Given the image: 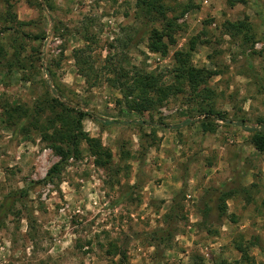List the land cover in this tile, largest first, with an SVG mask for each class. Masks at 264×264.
<instances>
[{
    "label": "rangeland",
    "instance_id": "374dc122",
    "mask_svg": "<svg viewBox=\"0 0 264 264\" xmlns=\"http://www.w3.org/2000/svg\"><path fill=\"white\" fill-rule=\"evenodd\" d=\"M238 21L250 41L229 26ZM147 27L172 34L166 53L148 48ZM176 51L210 72L195 92L174 74ZM137 72L168 92L140 112L111 84ZM52 84L117 121L80 124L111 153L103 167L81 140L45 180L59 160L52 138L10 106L44 120ZM207 107L224 118L213 131L201 126ZM252 129L264 132V0H0V205L23 190L0 220V264H111L122 253L127 264H264V151Z\"/></svg>",
    "mask_w": 264,
    "mask_h": 264
},
{
    "label": "trees",
    "instance_id": "16d2710c",
    "mask_svg": "<svg viewBox=\"0 0 264 264\" xmlns=\"http://www.w3.org/2000/svg\"><path fill=\"white\" fill-rule=\"evenodd\" d=\"M144 1V0H140ZM40 5V4H39ZM149 11V9H147ZM245 21H238L237 23H231L229 26L234 27L236 34H240L243 31L244 42L250 41V36L248 34L249 27ZM168 27H171L168 25ZM146 33H148V48L152 51H158L161 53H166L168 43L163 39L164 37L168 38L169 41H174L172 34L170 32H160L156 28L147 27ZM196 37L192 38L190 41L189 51L194 49L196 45ZM189 51H176L174 53V58L177 62L174 70L176 77L185 80L189 79L190 86L192 87L193 92L197 91V87L204 83L206 77L210 72L205 69H196L190 60ZM76 55V53H75ZM121 76H117L115 79H112L111 84L118 87L123 95L124 102L129 110L133 111H144L148 110L153 106L157 101H161L163 97L168 94L166 89V94L163 89L156 87L154 92L151 88L152 75L148 73L137 72L132 77H129L125 73H120ZM51 81L52 78H50ZM54 84V83H53ZM52 84V88L58 96L50 98V100H45L43 102L44 106H41V109H45L48 103V110L51 112V116H46L44 120H41L37 113H34L35 110L23 107L20 104L12 105L11 110L17 114L19 118L22 119H31L30 123L33 127L38 128L41 133H43V139L50 141V147L53 152L59 156V160L55 162L47 171L45 180L52 179L57 175L61 169L68 163L69 158L74 153H78L77 146L81 140L88 141L89 148L91 153L95 156L94 162L103 167L107 164V160L111 157V153L106 151L103 148H100L98 141L95 139H90L86 133H82L80 130L81 121L84 118H90L94 122L102 126H108L113 123H117L116 120H106L92 114L89 111H84L80 106L71 105L70 103L64 101L62 98V90ZM51 90V87H49ZM52 91V90H51ZM157 92L162 93V96L157 94ZM157 94L158 98H154V95ZM205 95V94H204ZM208 98V97H204ZM156 99V100H155ZM48 101V102H47ZM205 114L206 119L201 122L203 130L213 131L214 124L213 119L220 117L224 119L223 116L216 110L211 107H207L202 110ZM35 114L36 118H32ZM213 118V119H212ZM24 120L20 122V125H24ZM41 125V126H40ZM51 133L48 134V132ZM249 137L250 144L260 152L264 151V132L252 129ZM23 193V190L18 192L12 191L5 198L4 202L0 205V220L9 212L13 205L15 204L16 198L18 195ZM235 194V191L228 190V192L222 194L223 203L225 198L232 197ZM225 205V204H223ZM225 206L222 207V212L224 211ZM126 254L122 253L119 260L112 262L111 264H127Z\"/></svg>",
    "mask_w": 264,
    "mask_h": 264
}]
</instances>
